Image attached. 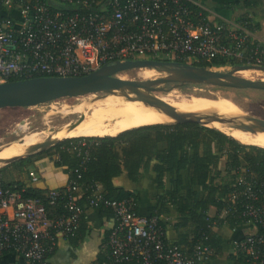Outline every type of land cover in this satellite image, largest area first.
<instances>
[{
	"label": "built area",
	"instance_id": "obj_1",
	"mask_svg": "<svg viewBox=\"0 0 264 264\" xmlns=\"http://www.w3.org/2000/svg\"><path fill=\"white\" fill-rule=\"evenodd\" d=\"M193 5L206 9L196 0H0V83L79 76L150 54L187 64L223 57L264 66V40L247 22L205 20ZM251 187L244 192L249 204L243 213L264 227V191L257 203ZM24 192L25 187L6 186L0 173V255L17 254L19 264H50L57 238L76 233L82 209L68 196L70 213L53 217L42 198ZM102 193L96 183L93 207ZM59 196V189H52L46 198L54 203ZM106 204L116 224L103 246L107 258L98 264H195L178 245L167 243L159 216L139 214L131 199ZM252 229L236 242L235 251L244 252L250 264H264V231ZM206 250L198 247V260H204Z\"/></svg>",
	"mask_w": 264,
	"mask_h": 264
},
{
	"label": "trees",
	"instance_id": "obj_2",
	"mask_svg": "<svg viewBox=\"0 0 264 264\" xmlns=\"http://www.w3.org/2000/svg\"><path fill=\"white\" fill-rule=\"evenodd\" d=\"M253 1L245 0L242 6H252ZM192 8L194 11L202 10L205 20L210 16L207 8L195 5ZM239 19L238 22H247L248 27L256 32L258 25L252 23L250 17ZM149 58L160 59L153 54ZM228 63L235 65L237 62L223 57L195 62L207 67ZM259 145L244 144L198 122L145 123L108 135L72 134L43 151L11 163L23 169L35 160L52 157L57 167H64L69 174V182L59 188L60 196L54 203L46 198L49 190L26 186L20 181L8 183L4 178V169H0V173L6 186L14 187L16 184L20 189L25 187V197L42 198L49 215L53 217L70 213L66 204L68 196H71L82 209L76 233L66 236L73 244L82 241L88 230V213L92 208H98L100 217L113 223L106 231L105 243L116 224L114 211L106 204L107 200L131 199L135 210L141 214L137 192L115 186L113 179L125 174L130 181L138 183L144 171L152 167L156 186L164 191L151 194L156 205L149 207L150 215L160 217L174 207L181 216L175 223L178 239L171 242L166 236L167 243L178 245L186 257L194 259L195 264H213L222 251V237L215 228L224 225L236 228L247 223L251 228L255 225L259 233L264 231L261 224L249 222L243 213L249 204L244 194L248 184L252 185L251 192L258 196L257 203L263 201L264 145ZM166 173L170 174L171 182V187L167 189L164 181ZM185 182L189 187L183 189ZM96 183L102 186L103 193L99 206L93 207L91 198L95 194ZM74 187L79 189L74 191ZM211 208L216 210L213 216L209 214ZM223 213L224 216L221 215ZM160 223L166 230L165 224ZM199 246L207 249L202 261L198 260ZM106 258L107 253L102 250L93 264ZM231 258L235 264H250L249 257L241 251L235 252Z\"/></svg>",
	"mask_w": 264,
	"mask_h": 264
},
{
	"label": "rangeland",
	"instance_id": "obj_3",
	"mask_svg": "<svg viewBox=\"0 0 264 264\" xmlns=\"http://www.w3.org/2000/svg\"><path fill=\"white\" fill-rule=\"evenodd\" d=\"M228 68L222 67L219 70L226 71ZM119 75H122L124 79L144 80L157 78L163 74L155 69L135 68L123 71ZM237 75L253 80H264V72L255 69L239 71ZM171 86L172 84H167V87ZM157 93L169 101L188 105L191 108L202 107L217 110L229 106L233 107L237 114L247 117L239 124L230 125L233 129L236 127L252 128L264 125V91L261 90H230L206 84H187L175 87L170 92L158 91ZM100 96H103L102 99L97 100ZM232 99L238 104L234 103ZM149 107L163 110L160 107L152 106L138 95L101 93L100 95L88 94L63 97L29 107L1 108L0 148L28 137L29 139L25 140L18 147V150H30L37 146L35 150H30L21 155L43 151L53 146V144L49 145L50 140L55 138L61 131L70 128L81 118H83L82 121L72 134H77L81 127H85L86 132L89 133H112L139 124L175 122L161 121L146 110ZM208 126L212 127L211 125ZM63 134L55 139H58V141L62 140L63 136H65ZM248 138L264 143V133ZM244 139L247 140V137H244ZM47 141L48 145H46ZM16 156L9 155L6 160L0 161V169L5 170L3 174H10V171L14 169L11 166L14 160L11 159Z\"/></svg>",
	"mask_w": 264,
	"mask_h": 264
},
{
	"label": "crops",
	"instance_id": "obj_4",
	"mask_svg": "<svg viewBox=\"0 0 264 264\" xmlns=\"http://www.w3.org/2000/svg\"><path fill=\"white\" fill-rule=\"evenodd\" d=\"M198 3L206 6L210 10L212 22L238 21L240 17L248 16L252 23L258 25L256 35L264 40V0H255L252 6H242L245 0H196ZM84 125V124H83ZM82 125V126H83ZM113 134L116 132H108ZM86 132L85 127H81L80 131L74 135L85 134H103ZM156 161H153V164ZM9 173H5L6 182L20 181L26 186L39 188L43 190H52L65 187L69 182V174L64 167H57L52 157H43L35 160L32 164L27 165L23 169L14 166ZM5 172V170H4ZM165 187L170 188V174L164 176ZM114 185L123 187L127 190L137 192L139 201V211L142 215L149 216V207L156 205L152 193H163V189H158L155 182V173L152 167L144 171V175L140 182L133 183L124 174L113 179ZM183 189L189 187L185 182ZM98 208H92L88 213V230L79 244H73L66 236H59L56 240V247L53 253L50 254L48 261L50 264H92L103 250L104 238L106 231L112 226V221L106 218H101ZM216 213L215 208H211L210 215ZM224 216L225 214H221ZM181 218L174 207H170L169 211L160 216L161 221L166 226V236L169 241L173 242L178 239V233L175 228V223ZM222 237V251L213 260V264H235L231 256L236 252L235 244L245 235L253 231L249 224H241L236 228H230L227 225L215 228ZM22 259L14 253L0 255V264H17Z\"/></svg>",
	"mask_w": 264,
	"mask_h": 264
},
{
	"label": "water",
	"instance_id": "obj_5",
	"mask_svg": "<svg viewBox=\"0 0 264 264\" xmlns=\"http://www.w3.org/2000/svg\"><path fill=\"white\" fill-rule=\"evenodd\" d=\"M135 68L155 69L163 75L154 79L144 80L122 79L117 76L123 71ZM219 69H221L220 66L207 67L177 61L142 58L104 64L92 72L79 76L41 75L9 80L0 83V109L6 107H29L63 97L88 94L100 95L110 91L137 93L145 96L144 93L160 90V86L167 84H172L173 87H181L187 84H206L230 90L253 89L264 91L263 79L253 80L237 75V72L249 69L264 72V66L235 64L226 71H220ZM145 101L155 104L156 102L159 103L146 96ZM232 101L238 104L234 99ZM164 107L169 115L178 118L176 122H198L205 126L212 122L235 125L247 119L243 115L230 118L213 115L193 117L187 113L179 112L169 105H164ZM46 145H48V141ZM31 154L16 156L11 160L16 161Z\"/></svg>",
	"mask_w": 264,
	"mask_h": 264
},
{
	"label": "bare ground",
	"instance_id": "obj_6",
	"mask_svg": "<svg viewBox=\"0 0 264 264\" xmlns=\"http://www.w3.org/2000/svg\"><path fill=\"white\" fill-rule=\"evenodd\" d=\"M241 71H245V70H241ZM117 76L124 79V77L122 75L118 74ZM147 79H154V78H147ZM174 88L175 87H173V86L167 87V85H162V86H160V90H157L154 92L144 93V95L147 98L153 99L155 102L156 101L159 102V103L156 102V104H155V103H150L149 101H147L149 104H151L152 106L160 107L161 109H163V110H160V109H155V108L149 107L146 110L148 112L154 114L161 121H167V122H173V121L176 122L178 120V118L175 116L169 115L167 113L164 105H169L171 107H174L177 111L187 113L193 117H202V116H207V115H213V116L222 117V118H230V117L240 116L239 114L236 113V110L230 106L227 108L226 107L219 108L217 110L202 108V107L191 108L188 105L169 101V100L165 99L164 97H162L159 93H157L158 91L170 92ZM106 93L122 94V93H118L117 91H110V92H106ZM123 94L138 95L145 100V96L139 95L137 93H123ZM102 97L103 96L98 97L97 100L102 99ZM82 119L83 118L77 120L75 122V124H73L70 128L61 131L55 138L61 137V135L63 133H64L63 135H65V136H63V138H67L68 136H71L72 133L74 132V130L77 128L78 124L82 121ZM209 125L220 130L221 132L225 133L226 135L231 136L234 139L241 141L242 143H258L260 145H264V143H262V142L254 140L252 138H248V137H251V136L256 135V134L264 133V125H260V126L252 127V128L238 127L237 129L236 128L233 129L230 125L223 124L220 122H212V123H209ZM244 137H247V140L244 139ZM55 138H53L52 140L49 141V145L54 144L58 141V139H55ZM28 139H29L28 137H24L20 140L14 141L13 143L8 144V145L0 148V150H1L0 151V161L6 160V157L9 155L16 156V155H21V154L27 153L33 149L35 150L37 145L35 146V148L30 149V150L29 149L28 150L27 149L26 150H18V147L21 146V144H23L25 142V140H28Z\"/></svg>",
	"mask_w": 264,
	"mask_h": 264
},
{
	"label": "flooded vegetation",
	"instance_id": "obj_7",
	"mask_svg": "<svg viewBox=\"0 0 264 264\" xmlns=\"http://www.w3.org/2000/svg\"><path fill=\"white\" fill-rule=\"evenodd\" d=\"M261 91H263V90H261ZM238 127H236V129H237Z\"/></svg>",
	"mask_w": 264,
	"mask_h": 264
}]
</instances>
